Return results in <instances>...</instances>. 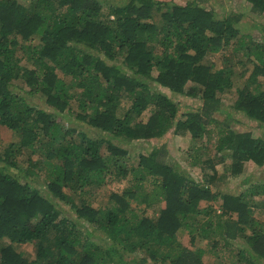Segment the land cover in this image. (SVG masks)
<instances>
[{"label":"trees","instance_id":"1","mask_svg":"<svg viewBox=\"0 0 264 264\" xmlns=\"http://www.w3.org/2000/svg\"><path fill=\"white\" fill-rule=\"evenodd\" d=\"M201 1L125 0L105 9L103 0H0V127L20 136L0 146V264H203L205 249L183 247L181 229L210 241L214 254L222 244L229 264H264V220L255 216L264 214V184L233 194L212 188L218 163L230 177L246 162L264 165V140L215 115L240 77L233 107L264 128V41L243 32L240 14L218 16ZM243 1L264 15V0ZM215 53L218 68L208 61ZM158 87L200 106L182 112ZM170 130L190 135L200 182L162 146L144 148L136 167L127 162L121 143ZM210 142L216 153L202 158ZM129 174L130 188L93 205V189ZM144 184L164 198L155 217L132 206ZM16 246H31L34 257Z\"/></svg>","mask_w":264,"mask_h":264},{"label":"rangeland","instance_id":"2","mask_svg":"<svg viewBox=\"0 0 264 264\" xmlns=\"http://www.w3.org/2000/svg\"><path fill=\"white\" fill-rule=\"evenodd\" d=\"M105 2L104 8L108 9V5L113 3H124L125 0H103ZM175 2H184L185 0H174ZM203 4L210 6L218 16H222L228 12H232L235 14H240L239 25L243 32L250 34L254 38L259 41H264V15L254 12L251 10V5L243 0H203L201 1ZM158 17V16H157ZM159 18V17H158ZM33 41H37L35 38ZM221 55L220 53H215L208 56V61L215 64V68H218L222 65L221 63ZM244 66L239 64V67L236 69L237 75L243 72ZM242 78H235L236 84L240 83ZM17 86L20 87L22 83L19 80L16 82ZM235 84V86H236ZM235 86L230 91H226L221 95L222 104L220 109L215 113L217 119L219 121H225V123L233 130L237 132L241 131H249L255 137H261L264 140V128H260L257 126V123L253 120H250L243 116L241 113L235 111L233 104L236 99V91ZM160 91L169 95L174 101H176L179 105V110L190 111L198 108L200 106V101L193 97H187L181 94L172 93L164 88L158 87ZM34 100L39 103V98H34ZM42 107L44 104L40 103ZM72 108H76V104L72 103ZM148 111L145 112L141 118L145 122L148 118ZM71 121L69 124L71 126H77L79 123L74 121L73 114H70ZM83 131H86L89 135H95L97 132L95 129L89 128L87 126L81 127ZM217 134V126L212 125L210 136L214 137ZM20 136L11 130L0 127V146L1 149H6L8 145L13 142L19 141ZM78 139V137H77ZM205 144L203 140L198 142V145ZM122 147L126 148L129 151V155L127 158V162L136 167L138 154L146 148L147 146L153 147H164L169 155L168 160L171 159L176 162L179 170L185 171L191 178L195 181H201V174L197 167H193L190 161L193 160L194 153L190 151V146L192 145V140L190 139V135L187 134L185 136L175 135L171 130L168 131L164 136L159 138H154L148 141L147 143L132 141L130 143H121ZM210 150L209 152L206 150V153L202 156V158L207 157L206 154L213 156L216 153V150L212 147V142L209 143ZM229 162V161H227ZM227 163H218L216 165L218 176L213 184V190L216 192L221 191L222 193H230L232 192H241L243 188H247L248 186L255 187L257 184H264V165L256 166L253 162H246L243 168L242 173L236 177H230L226 174H223V167ZM133 175L129 174L125 180H117L110 179L106 181L102 186L93 189V196L91 197L94 206L104 207L108 205L109 202V194L111 192H120L126 190L132 186L133 183ZM45 177L42 175L41 183H43ZM243 180V181H242ZM248 180V182H245ZM242 181V183H241ZM245 182V183H244ZM146 189L144 194H147L146 201H143V196L139 199V201L133 200L132 206L138 208L139 213L144 216L155 217L159 208L164 206V198L159 195V193L152 189L151 185H145ZM258 199V198H257ZM206 202H201V206H204ZM221 203L220 198L212 201V204L215 209H218ZM261 220H264V214L261 213L255 214ZM177 240L184 247H188L190 249H195L197 247H201L205 249L204 255L202 256L203 264H217L218 259H220L221 264H229L231 261V253L221 244L217 246V253L214 254L211 251V242L208 240L198 239L196 238L194 241L190 240L189 234L185 230H179L176 234ZM19 251H21L26 257L32 258L33 251L31 246L20 247L16 246ZM132 255V253H131ZM217 255V256H216ZM126 258H130V254L125 256ZM143 257V253L141 251L135 252V255L132 259L139 261ZM145 257V255H144ZM219 257V258H218ZM144 264H152V261L147 258Z\"/></svg>","mask_w":264,"mask_h":264}]
</instances>
